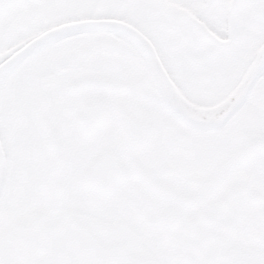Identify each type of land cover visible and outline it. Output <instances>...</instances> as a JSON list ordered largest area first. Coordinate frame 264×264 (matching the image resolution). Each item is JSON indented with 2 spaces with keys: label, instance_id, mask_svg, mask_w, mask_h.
<instances>
[{
  "label": "flooded vegetation",
  "instance_id": "flooded-vegetation-1",
  "mask_svg": "<svg viewBox=\"0 0 264 264\" xmlns=\"http://www.w3.org/2000/svg\"><path fill=\"white\" fill-rule=\"evenodd\" d=\"M212 106L220 118L197 114ZM259 134L264 0L0 8V233L58 204L127 222L158 264H180L207 258L208 230L190 235L187 220L231 192L242 212L232 264H264V156L224 167Z\"/></svg>",
  "mask_w": 264,
  "mask_h": 264
},
{
  "label": "water",
  "instance_id": "water-1",
  "mask_svg": "<svg viewBox=\"0 0 264 264\" xmlns=\"http://www.w3.org/2000/svg\"><path fill=\"white\" fill-rule=\"evenodd\" d=\"M6 0H0V6ZM22 4V3H17ZM154 53L160 78H163L165 68L159 56ZM241 104V103H240ZM235 104L223 117L227 118L237 108ZM213 124L212 126L220 125ZM242 145L229 158L224 167L229 170L237 164H244L246 160L264 154V135H254L249 139H242ZM232 198L231 196L229 199ZM227 199L222 198L216 204V211L202 213V223H196L198 217L188 221V233L200 228H210L211 223L221 226L228 224L227 231L235 230L240 223V202L237 211H222ZM238 212V213H237ZM201 215V214H200ZM196 216H199L196 215ZM236 217V218H235ZM197 228V229H196ZM236 231V230H235ZM230 234L227 242L230 246L238 244V238ZM219 236L217 242H223L225 237ZM211 244L215 237L209 238ZM158 261L143 246L142 238L137 229L124 222H107L90 214L74 209H62L53 206L49 210L33 212L17 219L0 235V264H157ZM215 263L210 258L205 260H188L182 264ZM216 264H219L218 262Z\"/></svg>",
  "mask_w": 264,
  "mask_h": 264
},
{
  "label": "bare ground",
  "instance_id": "bare-ground-1",
  "mask_svg": "<svg viewBox=\"0 0 264 264\" xmlns=\"http://www.w3.org/2000/svg\"><path fill=\"white\" fill-rule=\"evenodd\" d=\"M164 73H166V72H164ZM164 73H163V76H165ZM224 109L225 108H218V107L212 106L210 108H203V109L197 111V114H201V116L206 117L208 120H214V119H218V118H220L222 116V114L224 112ZM201 116H199V117H201ZM16 220H14L13 222H15ZM2 233L3 232H1L0 235Z\"/></svg>",
  "mask_w": 264,
  "mask_h": 264
}]
</instances>
